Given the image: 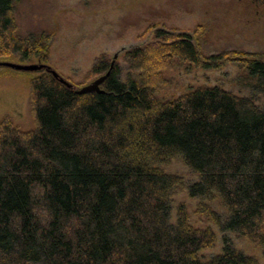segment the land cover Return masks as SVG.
I'll list each match as a JSON object with an SVG mask.
<instances>
[{"label":"trees","instance_id":"1","mask_svg":"<svg viewBox=\"0 0 264 264\" xmlns=\"http://www.w3.org/2000/svg\"><path fill=\"white\" fill-rule=\"evenodd\" d=\"M17 0H0V60L48 61L51 34L22 33ZM128 70L101 54L91 73L101 91L77 93L48 72L30 79L32 124L0 118V264H257L224 238L194 227L180 205L178 157L196 176L184 184L222 233L264 250V107L220 85L168 96L173 77L233 63L264 92L262 54L204 55L192 35L155 30L124 53ZM217 199L221 214L204 200Z\"/></svg>","mask_w":264,"mask_h":264},{"label":"rangeland","instance_id":"2","mask_svg":"<svg viewBox=\"0 0 264 264\" xmlns=\"http://www.w3.org/2000/svg\"><path fill=\"white\" fill-rule=\"evenodd\" d=\"M14 12L22 33L45 30L51 34L45 63L75 88L99 76L92 74L91 68L101 54L118 62L124 75L128 70L124 53L151 41L158 28L192 35L204 55L243 50L260 53L264 59V0H17ZM36 74L0 68V118L8 114L24 126L32 124L29 83ZM241 74L233 63L220 69L179 72L167 94L177 96L188 86L220 85L251 95L264 107V92L246 85L239 79ZM162 168L182 180L172 193V221L183 205L190 224L210 226L216 234L215 243L200 251L203 258L222 252L227 238L237 251L264 264L262 246L235 232L222 233L201 212L198 199L191 198L184 188L196 176L180 158H172ZM202 203L224 212L217 199Z\"/></svg>","mask_w":264,"mask_h":264},{"label":"water","instance_id":"3","mask_svg":"<svg viewBox=\"0 0 264 264\" xmlns=\"http://www.w3.org/2000/svg\"><path fill=\"white\" fill-rule=\"evenodd\" d=\"M0 68H9L16 71H24V72H48L52 76H54L58 81L65 84L66 86L73 88L77 93H84L88 91H101L100 88L102 82L108 76L110 69L104 74L99 75L97 78L89 82L88 84L75 88L72 83L66 80L63 76L59 74L54 68H52L49 64L45 62H17L13 60H0Z\"/></svg>","mask_w":264,"mask_h":264},{"label":"bare ground","instance_id":"4","mask_svg":"<svg viewBox=\"0 0 264 264\" xmlns=\"http://www.w3.org/2000/svg\"><path fill=\"white\" fill-rule=\"evenodd\" d=\"M168 163V162H167ZM252 241V240H251Z\"/></svg>","mask_w":264,"mask_h":264}]
</instances>
